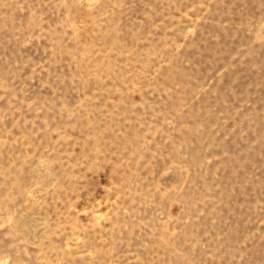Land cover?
Masks as SVG:
<instances>
[{
  "label": "rangeland",
  "instance_id": "rangeland-1",
  "mask_svg": "<svg viewBox=\"0 0 264 264\" xmlns=\"http://www.w3.org/2000/svg\"><path fill=\"white\" fill-rule=\"evenodd\" d=\"M0 264H264V0H0Z\"/></svg>",
  "mask_w": 264,
  "mask_h": 264
}]
</instances>
